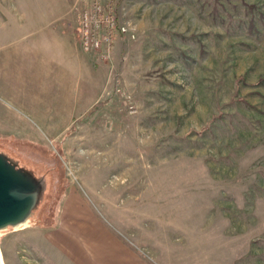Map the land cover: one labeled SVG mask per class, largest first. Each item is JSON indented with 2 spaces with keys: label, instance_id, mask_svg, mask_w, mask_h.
Wrapping results in <instances>:
<instances>
[{
  "label": "rangeland",
  "instance_id": "374dc122",
  "mask_svg": "<svg viewBox=\"0 0 264 264\" xmlns=\"http://www.w3.org/2000/svg\"><path fill=\"white\" fill-rule=\"evenodd\" d=\"M61 2L78 38L80 0ZM30 4L0 0V151L45 189L0 230L2 263L102 259L106 230L124 263L264 264V0H119L108 57L78 38L103 106L55 130L15 100Z\"/></svg>",
  "mask_w": 264,
  "mask_h": 264
},
{
  "label": "crops",
  "instance_id": "0c3cea01",
  "mask_svg": "<svg viewBox=\"0 0 264 264\" xmlns=\"http://www.w3.org/2000/svg\"><path fill=\"white\" fill-rule=\"evenodd\" d=\"M33 13L32 19L37 25L43 27L38 35L36 59L26 57L27 61L21 63L25 72L29 73L27 81L22 78L21 82L33 90L26 89L21 97L15 100L23 102L35 116L53 130L56 124L73 122V118L84 113L96 103L92 101L95 97L97 86L90 87L92 96H88L89 76L87 70L86 55L80 51L78 38L75 31V16L73 10L64 7L61 0H31L28 5ZM28 36L19 38L22 53L31 54V50L25 46ZM14 67L13 63H8ZM19 74H21L19 72ZM25 82V83H24ZM74 107L76 108L73 111ZM74 116V117H71ZM69 117V119H68ZM67 130V129H66ZM65 130V131H66ZM6 155L7 152L3 151ZM68 193V192H67ZM104 245L102 247V259L92 261L80 259L79 264H129L121 260V253L128 255L125 249L120 251L121 246L112 234L103 230ZM111 248H108V245Z\"/></svg>",
  "mask_w": 264,
  "mask_h": 264
},
{
  "label": "water",
  "instance_id": "95a60500",
  "mask_svg": "<svg viewBox=\"0 0 264 264\" xmlns=\"http://www.w3.org/2000/svg\"><path fill=\"white\" fill-rule=\"evenodd\" d=\"M44 189L43 178L0 151V230L28 221Z\"/></svg>",
  "mask_w": 264,
  "mask_h": 264
},
{
  "label": "built area",
  "instance_id": "2783aa9c",
  "mask_svg": "<svg viewBox=\"0 0 264 264\" xmlns=\"http://www.w3.org/2000/svg\"><path fill=\"white\" fill-rule=\"evenodd\" d=\"M119 0H80L78 38L82 51L93 56L108 57L112 35L123 34L127 27L118 24Z\"/></svg>",
  "mask_w": 264,
  "mask_h": 264
},
{
  "label": "trees",
  "instance_id": "16d2710c",
  "mask_svg": "<svg viewBox=\"0 0 264 264\" xmlns=\"http://www.w3.org/2000/svg\"><path fill=\"white\" fill-rule=\"evenodd\" d=\"M117 4H118V2H117ZM102 106H103V102H97L91 107V109L86 114L92 115L93 112H95L96 110H98Z\"/></svg>",
  "mask_w": 264,
  "mask_h": 264
},
{
  "label": "bare ground",
  "instance_id": "6f19581e",
  "mask_svg": "<svg viewBox=\"0 0 264 264\" xmlns=\"http://www.w3.org/2000/svg\"><path fill=\"white\" fill-rule=\"evenodd\" d=\"M28 224V221H26L24 224H22L21 226H25V225H27ZM0 262H1V264H3L2 263V260H1V256H0Z\"/></svg>",
  "mask_w": 264,
  "mask_h": 264
}]
</instances>
